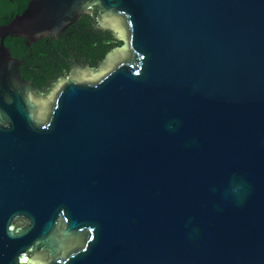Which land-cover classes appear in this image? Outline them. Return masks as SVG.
<instances>
[{
  "label": "water",
  "instance_id": "1",
  "mask_svg": "<svg viewBox=\"0 0 264 264\" xmlns=\"http://www.w3.org/2000/svg\"><path fill=\"white\" fill-rule=\"evenodd\" d=\"M83 15L121 45L21 79L3 40ZM0 264H264V0H29L0 25Z\"/></svg>",
  "mask_w": 264,
  "mask_h": 264
},
{
  "label": "flooded vegetation",
  "instance_id": "2",
  "mask_svg": "<svg viewBox=\"0 0 264 264\" xmlns=\"http://www.w3.org/2000/svg\"><path fill=\"white\" fill-rule=\"evenodd\" d=\"M28 2L29 0H0V25L20 14ZM92 28L100 30L90 17L83 15L57 39L45 37L37 42L25 41L19 53H27V56L18 57L10 53L13 58L22 62L18 67L21 79L41 89L61 77H67L74 67H96L103 57L95 65L88 61V51L97 43L93 34L95 30Z\"/></svg>",
  "mask_w": 264,
  "mask_h": 264
},
{
  "label": "trees",
  "instance_id": "3",
  "mask_svg": "<svg viewBox=\"0 0 264 264\" xmlns=\"http://www.w3.org/2000/svg\"><path fill=\"white\" fill-rule=\"evenodd\" d=\"M92 29L95 30V28ZM93 34H95L94 37L97 43L88 51L90 54H87L88 61L91 65H95L96 61L102 59L108 51L121 45V42L116 41L109 31L95 30ZM4 44L12 55L18 57L27 56V53H19V50L25 44V41L20 37H7Z\"/></svg>",
  "mask_w": 264,
  "mask_h": 264
}]
</instances>
